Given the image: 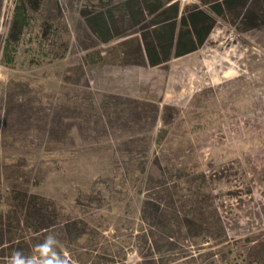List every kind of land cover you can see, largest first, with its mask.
<instances>
[{
  "label": "rangeland",
  "instance_id": "rangeland-1",
  "mask_svg": "<svg viewBox=\"0 0 264 264\" xmlns=\"http://www.w3.org/2000/svg\"><path fill=\"white\" fill-rule=\"evenodd\" d=\"M29 1L0 0V213L17 215L14 190L42 195L65 218L92 223L75 243L60 240L69 263L149 264L162 258L141 234L149 226L142 216L153 212L148 197L189 216L205 211L208 232L185 225L170 264H264V24L244 25L237 12L216 16L196 50L151 66L134 61L139 30L109 43L90 32L83 12L99 0ZM204 1L178 0L179 12L207 8ZM21 7L30 24L5 64ZM56 111L67 133L49 131ZM143 174L175 186L148 194ZM105 186L109 200L98 210L91 190ZM5 247L0 264H19ZM46 249L38 263L50 257Z\"/></svg>",
  "mask_w": 264,
  "mask_h": 264
},
{
  "label": "trees",
  "instance_id": "trees-1",
  "mask_svg": "<svg viewBox=\"0 0 264 264\" xmlns=\"http://www.w3.org/2000/svg\"><path fill=\"white\" fill-rule=\"evenodd\" d=\"M31 4L30 8L34 10L35 7ZM204 4L207 5V8L187 6L180 13L178 0H99L98 5L83 12V17L90 32L103 43L126 38L133 30H139V38L137 40L133 39L135 41L134 56H136L134 61L148 63L151 66L159 65L172 57H178L196 50L209 36L216 16H222L227 12H237L241 13L240 22L244 25L260 26L264 24V0H205ZM20 5L21 2L16 3L15 7L20 9ZM27 13L23 9V11L17 12L13 16L1 56V60L5 64L13 62L14 52H16L23 29L30 24L31 18ZM128 42L131 41L125 40L121 44L126 45ZM118 54L126 62L133 60L129 56L128 49H123ZM67 111L70 112L71 110ZM56 115H58V111L54 112L55 123L53 127H50L51 129L49 128V131L52 134L62 131L67 133L69 131L67 130L68 127L65 125L64 128L61 127L63 124L62 117H59V115L56 117ZM139 178L141 181L145 178V181L149 183L147 184L148 194H155L156 192L166 194L175 186L173 183L176 182L166 180L164 183L158 184L159 180L150 176V174L144 175V178L139 175ZM148 179L157 182L153 184L151 182L150 184ZM200 179L204 180L205 175L196 179L199 184H202ZM185 181L180 182L185 184ZM191 184H189L188 189L192 188ZM199 184L196 188H201ZM108 188V186H105V188H93L91 190L96 194L94 199L89 201L93 203L94 208L99 210L102 204L108 202L109 198L103 191L108 192ZM13 193H15L13 197L17 201L15 206L19 210L15 212L17 215L14 218L10 216L14 214L10 209L7 211V216L0 213V246H10L5 247L6 250L13 248L17 259L20 260L19 264H68L69 261L66 260L65 250L61 247L60 240L68 237L75 243L76 240L78 241L88 234V229L91 228L89 225L92 224L91 221L79 215L65 218L63 207L58 206L42 195L29 194L24 191L21 192V190H14ZM198 195L199 191L186 193V196L190 199L203 196L202 194L201 196ZM204 198L207 199L205 194ZM84 199H86V196H84ZM143 201L148 204L147 206H151L153 212L152 215L147 217L146 214H142V220H146L149 226L148 229L139 231H142V236L150 241L148 248L151 250L155 247L162 258L155 261L149 260V264H170L175 261L176 253L173 254V249H176V239L182 235L185 225L188 226L196 222L202 233L209 230V227H203L202 225L205 220L202 212L205 211L201 208L197 215L192 214L189 216L184 211V217L181 218L179 217L181 209H178V207L167 210L168 207H165V209L160 208L161 203L153 202L151 198L147 197ZM86 202L87 200H85ZM167 202L163 206L173 204L171 196L167 198ZM196 203L201 204L198 201ZM21 213L22 215H20ZM182 219H184V222H181ZM52 236H57L58 241L53 242ZM52 244L59 246L60 249L53 248ZM46 247H51L50 257L44 258V262L38 263L35 255L41 256V254L49 252L46 251ZM8 257L9 255H6V258Z\"/></svg>",
  "mask_w": 264,
  "mask_h": 264
},
{
  "label": "clouds",
  "instance_id": "clouds-1",
  "mask_svg": "<svg viewBox=\"0 0 264 264\" xmlns=\"http://www.w3.org/2000/svg\"><path fill=\"white\" fill-rule=\"evenodd\" d=\"M14 264H16V262H14Z\"/></svg>",
  "mask_w": 264,
  "mask_h": 264
}]
</instances>
